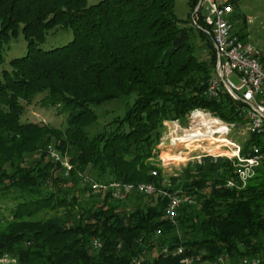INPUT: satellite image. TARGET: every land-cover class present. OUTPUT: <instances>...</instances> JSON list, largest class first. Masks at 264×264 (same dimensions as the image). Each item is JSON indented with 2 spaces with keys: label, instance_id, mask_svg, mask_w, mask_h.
Returning <instances> with one entry per match:
<instances>
[{
  "label": "trees",
  "instance_id": "trees-1",
  "mask_svg": "<svg viewBox=\"0 0 264 264\" xmlns=\"http://www.w3.org/2000/svg\"><path fill=\"white\" fill-rule=\"evenodd\" d=\"M87 1L0 0V65L11 40L21 33L26 41V53L0 67V198L13 201L10 218L0 220V257L18 264H181L184 257L231 264L264 253L262 170L230 189L225 181L235 172L226 159L188 162L167 179L149 160L164 119L183 121L198 107L241 122L226 93L204 95L215 54L211 38L191 23L198 0L188 1L184 20L175 0ZM230 2L232 16L238 0ZM52 31L72 37L43 49ZM192 32L205 41L206 59L193 48ZM233 32L246 41L234 25ZM118 98L126 100L124 113L89 135L94 107ZM30 105L55 109L64 123L23 121ZM138 182L183 192L190 202L171 219L161 195L118 199L108 188ZM93 184L107 188L96 192Z\"/></svg>",
  "mask_w": 264,
  "mask_h": 264
},
{
  "label": "built area",
  "instance_id": "built-area-1",
  "mask_svg": "<svg viewBox=\"0 0 264 264\" xmlns=\"http://www.w3.org/2000/svg\"><path fill=\"white\" fill-rule=\"evenodd\" d=\"M232 9L230 0H198L191 23L211 38L214 48L215 65L204 95L215 99L226 93L237 104L235 111L241 122L224 121L209 110L198 107L191 109L183 121H163L156 159L160 166L165 162L183 166L204 158L226 159L232 163L235 172L225 181L226 188L242 189L262 170L261 187L264 192V65L259 50L233 32ZM200 18L202 26L198 22ZM231 77H235L237 83ZM249 140L252 142L244 145ZM92 186L96 192L107 188ZM108 188L118 199H124L132 192L159 194L166 198L165 213L171 219L182 204L190 202L183 192L158 190L152 183H113ZM181 252L182 249L178 248L177 253ZM192 262L187 257L180 261L181 264ZM131 264H142V260L135 259ZM214 264L229 263L220 258ZM231 264H264V253L244 257Z\"/></svg>",
  "mask_w": 264,
  "mask_h": 264
},
{
  "label": "rangeland",
  "instance_id": "rangeland-1",
  "mask_svg": "<svg viewBox=\"0 0 264 264\" xmlns=\"http://www.w3.org/2000/svg\"><path fill=\"white\" fill-rule=\"evenodd\" d=\"M100 0H88L87 5L96 4ZM189 0H175L174 11L176 16L179 19H186L187 14L189 13ZM233 25L235 29L240 31L244 36L246 42L250 43L261 53L260 57L264 55V0H238L236 8L233 11L231 16ZM70 31H52L47 34L44 42L40 45L43 49H50L62 44H65L68 40L71 39ZM191 44L193 48L197 50L199 55L201 50L204 48L205 41L200 39L198 33L192 32ZM202 48V49H201ZM201 51V52H200ZM26 53V41L23 38L22 34L19 33L17 37L9 42L5 46L4 51V63L0 65L1 68H8V62L16 57H21ZM205 53V52H203ZM231 80L234 83H237L235 77H231ZM127 109L126 100L124 98H118L115 100H110L104 104L94 107L95 114L98 115V120L96 122H90L89 126L86 128L89 135H94L96 133L104 132L110 125V120H112L116 115L120 116ZM23 121L27 122H42L53 125H61L64 122V116L58 115L57 111L53 108L42 109L38 105H30L25 109ZM169 119H164L167 121ZM163 121L161 122L160 132L163 133ZM181 121V120H180ZM237 128V127H236ZM237 134H235L236 136ZM161 136V135H160ZM160 138V137H159ZM159 142V140H158ZM158 144L155 145L151 151V156L149 160L151 162L157 161L156 155L159 152ZM50 155V154H49ZM164 155H162L163 157ZM50 157H53L55 160H58V154L51 153ZM168 158V157H167ZM64 167L68 166L66 159H61ZM166 161V160H165ZM171 162H165L163 166H160L162 169V176L164 179L169 178L174 175L177 170H180L182 164L174 165L169 164ZM160 164V163H159ZM166 182V181H165ZM93 187L92 185H89ZM106 190V189H105ZM153 195V194H152ZM144 195V196H152ZM155 195V194H154ZM159 195V194H158ZM83 198H86L85 196ZM13 205V201L10 199L3 200L0 198V220L10 218L9 208ZM0 262L5 264H18L15 257H10L3 255L0 257Z\"/></svg>",
  "mask_w": 264,
  "mask_h": 264
}]
</instances>
